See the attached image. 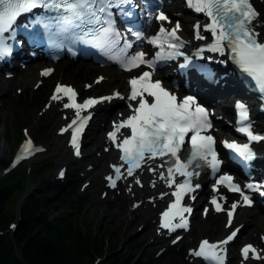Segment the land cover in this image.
<instances>
[{
    "label": "snow or ice",
    "instance_id": "obj_1",
    "mask_svg": "<svg viewBox=\"0 0 264 264\" xmlns=\"http://www.w3.org/2000/svg\"><path fill=\"white\" fill-rule=\"evenodd\" d=\"M185 5L196 14L205 17L204 23L197 21L192 26L194 38L209 40V35L206 34H210V42L198 48L194 55L212 60L213 57H205L202 54L216 53L224 58L218 61L220 64H226L230 60L253 82L264 99V32L257 30L264 25L254 23L260 13L251 0H185ZM138 7L135 0H0V61L11 57L15 46L20 44L17 40L18 30L28 31L39 25L44 29L50 46L63 48L67 46L65 41L71 45H90L107 59L116 62L126 72L131 73L135 69H140L139 74L131 76L128 81L130 91L127 96L116 91L107 96L90 97L80 103L77 101L78 93L74 87L58 83L51 100L61 101L66 97L67 102L63 107L75 110L74 118L61 129V132L71 130L70 143L77 156L81 154V136L92 119L91 113L88 115L82 113L114 99L129 101L127 105L129 114L119 121H113V130L108 133V139L121 153L119 159L123 163L111 165L115 175H109L106 179L111 188H116L117 181L123 176L121 169L124 166L127 176L134 177L137 170L148 161L157 158L163 161L164 157H170L173 163L167 168V176L160 172L159 178L165 180L169 188L175 185V190L171 193L175 199L161 213L160 228L175 233L177 229H187L188 220L185 213L191 214L193 211L191 206L184 203L185 197L201 187L199 183H193V177L200 175L199 172L190 170L193 164L196 168H200L201 165L207 166L216 174L222 173L224 161L217 151L216 138L208 134L213 128L208 109L198 102L196 95L179 96L158 78L157 72L162 62L183 56L184 63L179 66L181 69L196 67L209 78L213 77L214 73L207 65L195 64L191 56L181 51L187 43L178 34L182 30L181 22L176 20L173 27H166L165 23L172 24L173 21L161 9H157L154 14L155 20L161 22L154 35L147 36L143 30L131 25L126 27V33L134 37L136 42L146 41L158 49L154 55H150L143 48L136 50L134 41L120 31L115 17L119 14L124 19L131 20ZM38 9L43 10L42 17L25 23L20 22L22 17ZM54 36H62L63 39L57 43L53 39ZM69 51L76 55L71 47ZM143 67L149 71H144ZM52 72L53 69L47 68L41 74L50 75ZM103 79L100 77L97 83ZM235 107L238 125L236 131L244 135L248 142L225 140L222 143L245 167H250L251 162L256 159L252 144L264 142V133L254 131L250 109L245 103L237 101ZM121 116L124 114L121 113ZM118 134L122 139H119ZM189 146L190 155L182 159V153L187 151ZM40 150L33 147L31 139L26 140L11 166L15 167L21 160ZM167 163L168 161H164L154 167H148L147 170L155 172L156 168H162ZM177 175L183 177V180L177 182ZM60 176L61 178L64 176L63 170ZM135 179L137 184L143 186L138 176ZM234 179L227 172L220 174L213 184V195L210 200L216 212H227L226 227L229 228L232 227L234 214L241 206V200L243 206L251 207L254 204L253 197L247 194L245 189L264 196V181L248 182L241 186L234 182ZM221 186L229 192L239 193L241 200L233 201L230 208L224 207L219 201L226 202L227 198L223 195L218 196ZM164 195L167 193H162L161 198ZM190 198L195 200L196 196L190 195ZM204 211L207 214L208 209L205 208ZM238 232L239 229L233 230L225 238L215 242L202 239L198 248L191 249L189 255L201 258L204 264H226L227 246L237 237ZM179 239L181 237L177 236L172 243H177ZM241 255L245 261L264 259L252 244L244 245Z\"/></svg>",
    "mask_w": 264,
    "mask_h": 264
},
{
    "label": "bare ground",
    "instance_id": "obj_2",
    "mask_svg": "<svg viewBox=\"0 0 264 264\" xmlns=\"http://www.w3.org/2000/svg\"><path fill=\"white\" fill-rule=\"evenodd\" d=\"M262 18L260 20V22H264V7H262ZM185 27H186V32L188 29L187 23L185 22ZM260 30L264 31V27H261ZM81 64H74V63H70V62H64L59 64L57 67L58 69L56 70V73H58V76L61 78L62 75H64V78H66L67 80H69L70 83H74L76 85V87H80V89L83 87L84 83L86 81L91 80V77H93L98 71L100 70H96V69H92V68H82ZM39 68V64H36L34 66H30L28 68V70L24 71V75L22 76L28 83H26L25 85V89H27L29 87V85H31V82L37 78V74L36 71ZM22 72V71H21ZM105 74L107 76L110 77L109 82L105 85H102L101 88L96 89V90H100V91H106L108 89H112V88H124L126 87V83H125V78L128 77V75H124L121 74L119 72H116L115 76L112 75V73H110L109 71H105ZM116 80L118 82H116ZM93 81V79H92ZM19 89V88H23L22 87V82L21 80H15V79H11V80H6L4 78L3 74H0V98L5 100V104L7 106L6 110H5V106H3V110H5L4 112V119L2 121L3 124H5L6 127L9 126H14V122H16V106H15V102L18 100V98L16 96L13 95V88ZM102 112H104L105 114H111V112L108 111L107 108H103L101 110ZM223 111L226 115H229L231 113V109H229L227 107V105H225V107L223 108ZM118 112V111H117ZM116 112V113H117ZM104 114V115H105ZM58 117L56 118L55 122H59ZM1 123V122H0ZM100 126V123H99ZM258 128L262 131H264V125L262 124H258ZM100 131L101 128L98 126H95L93 132L90 135V143L93 144L94 146H97L100 142H103V138L100 135ZM52 145L54 146L53 151H51V157L52 158H57L61 161L67 160L68 159V150L65 148V146H63V138L60 137H54L53 139V143ZM261 149L264 151V144L262 145ZM5 155H7V153L5 152ZM113 157V155H103L102 158L97 160L96 163V170L92 173L89 174L91 180H92V195H91V207L93 209L97 208L99 206V204L101 203V201L99 200L97 193L99 191V189L104 187V183L102 182L99 174L100 172H102L104 170V162L111 159ZM7 160V159H5ZM123 200V204H126L129 201L128 196L124 195L122 197ZM112 210H117V215H120L119 221L116 222L115 224H117V227L115 228V232H118L120 234H126L132 231L133 226L130 225L127 221L126 218V214L127 211L124 209V205H121L119 203H117V199L110 201L107 205V208L103 209V213L102 216H107L109 214H111ZM141 216H143L147 222H146V232L147 234H151L154 225H153V216L155 214V210H153L152 208H150V206H144L140 212ZM116 217V215H115ZM237 222L238 223H244L246 226L245 228L249 229L250 232L248 233V236L246 237L247 241H249V239H251L252 236V231H264V215H262L257 209H253V210H244V212L242 214H239L237 217ZM208 225H206L205 229L209 230L212 228H215L216 231L222 235L225 233V231L223 230L222 226H218L217 225V221L213 220L210 223H207ZM204 232H200L197 235V238H200L201 235H203ZM195 240V239H193ZM167 240L165 238H155L153 240V242L150 243V247H157L160 245H163ZM192 241L191 239H189L186 242V245H191Z\"/></svg>",
    "mask_w": 264,
    "mask_h": 264
},
{
    "label": "trees",
    "instance_id": "obj_3",
    "mask_svg": "<svg viewBox=\"0 0 264 264\" xmlns=\"http://www.w3.org/2000/svg\"><path fill=\"white\" fill-rule=\"evenodd\" d=\"M21 185L20 180L12 178L0 187V230L14 216L10 207ZM35 212L32 204L23 209L14 241L8 240V235L0 236V264H90L93 247L104 252L97 244L92 246L84 239H76L72 228L60 232L49 226L45 232L35 234L39 230ZM111 259V264H120L115 256Z\"/></svg>",
    "mask_w": 264,
    "mask_h": 264
},
{
    "label": "rangeland",
    "instance_id": "obj_4",
    "mask_svg": "<svg viewBox=\"0 0 264 264\" xmlns=\"http://www.w3.org/2000/svg\"><path fill=\"white\" fill-rule=\"evenodd\" d=\"M91 79H92V77H91ZM44 92H45V89H43L40 93H38L33 101L30 100L29 96H26L25 98H21L20 99V101L17 103V105H18V113L20 114V119H19L20 123L26 117H28V114H32V113H35V112L38 111V109H39V107L41 105V102L43 101L42 96H43ZM52 116H53V113L49 116L50 120H51ZM0 156H1V154H0ZM5 165H3V162H0V177L4 176L3 175V170L5 168ZM27 167H30V165L28 164ZM31 185H34V187L38 188L40 184L37 183V182H31ZM10 210H11V207H10ZM12 214H13V212H12ZM11 218H10L9 222L6 225L9 226L11 224ZM110 249H111V245H108V251H110ZM119 250L122 251L123 250V246H121Z\"/></svg>",
    "mask_w": 264,
    "mask_h": 264
}]
</instances>
